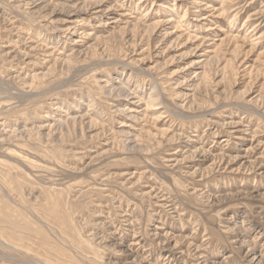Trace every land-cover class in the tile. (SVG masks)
Returning <instances> with one entry per match:
<instances>
[{"label": "rangeland", "instance_id": "obj_1", "mask_svg": "<svg viewBox=\"0 0 264 264\" xmlns=\"http://www.w3.org/2000/svg\"><path fill=\"white\" fill-rule=\"evenodd\" d=\"M0 264H264V0H0Z\"/></svg>", "mask_w": 264, "mask_h": 264}, {"label": "bare ground", "instance_id": "obj_2", "mask_svg": "<svg viewBox=\"0 0 264 264\" xmlns=\"http://www.w3.org/2000/svg\"><path fill=\"white\" fill-rule=\"evenodd\" d=\"M205 18V17H204Z\"/></svg>", "mask_w": 264, "mask_h": 264}]
</instances>
